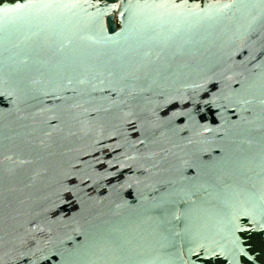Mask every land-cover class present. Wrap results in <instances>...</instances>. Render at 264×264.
<instances>
[{
  "label": "water",
  "instance_id": "water-1",
  "mask_svg": "<svg viewBox=\"0 0 264 264\" xmlns=\"http://www.w3.org/2000/svg\"><path fill=\"white\" fill-rule=\"evenodd\" d=\"M263 226L264 0H0V264H241Z\"/></svg>",
  "mask_w": 264,
  "mask_h": 264
},
{
  "label": "flooded vegetation",
  "instance_id": "flooded-vegetation-1",
  "mask_svg": "<svg viewBox=\"0 0 264 264\" xmlns=\"http://www.w3.org/2000/svg\"><path fill=\"white\" fill-rule=\"evenodd\" d=\"M264 227V226H263ZM240 237L242 238V244L245 248V251L248 257L243 255L240 256L241 264H264V232L257 230H245L239 232ZM248 258H251L254 262L249 261ZM201 264H225L220 259H210L204 260L199 259L198 261Z\"/></svg>",
  "mask_w": 264,
  "mask_h": 264
}]
</instances>
